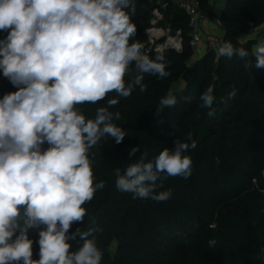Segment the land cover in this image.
<instances>
[{
    "label": "clouds",
    "instance_id": "1",
    "mask_svg": "<svg viewBox=\"0 0 264 264\" xmlns=\"http://www.w3.org/2000/svg\"><path fill=\"white\" fill-rule=\"evenodd\" d=\"M134 14L135 0H0V32L6 33L0 38V73L17 89L0 98V264H101L96 233L102 228L70 229L85 221V205L105 188L94 176L92 150L106 137L120 144L127 133L113 122L121 119L110 110L118 98L107 99L91 118L84 106L109 93H143L145 75H170L165 57L158 52L150 58L134 39ZM250 55L264 69V40L251 54L230 41L216 49L217 58ZM200 101L214 117V88ZM176 103L168 91L156 111ZM196 147L194 140L177 139L153 159L128 164L116 177L117 190L166 202L172 190L159 189L169 178L191 176L193 161L185 153ZM32 229L37 240L30 238Z\"/></svg>",
    "mask_w": 264,
    "mask_h": 264
},
{
    "label": "trees",
    "instance_id": "2",
    "mask_svg": "<svg viewBox=\"0 0 264 264\" xmlns=\"http://www.w3.org/2000/svg\"><path fill=\"white\" fill-rule=\"evenodd\" d=\"M207 9L210 21L223 27L222 43L230 41L251 54L259 42L248 36L264 25V0H225L220 13L211 9L213 0H198ZM165 8L159 25L169 26L183 40V51L169 49L163 56L168 62L165 78L145 75L146 90L136 88L128 98L109 93L104 101L84 106L89 118L107 99L118 98L111 108L121 119L113 122L127 135L120 144L106 137L92 150L96 181L105 188L96 192L85 205L87 215L76 227H100L97 245L103 251L101 264H261L264 250V69L255 67V57L217 58L215 47L194 64L190 46L189 16L169 0H135V40L146 39L155 9ZM6 33L0 32V38ZM264 40V31L262 32ZM221 43V44H222ZM143 50V49H142ZM155 58L156 52L145 53ZM251 58L250 66L248 60ZM128 80V77H125ZM184 82L175 92L177 103L157 113L162 96L174 84ZM214 88L216 115L209 118L201 108L200 96ZM235 90L233 98L228 92ZM0 73V98L16 91ZM192 97L190 101L185 97ZM189 137L191 139H189ZM191 143L193 161L189 178L172 177L159 191L171 189L166 202L133 199L117 190L115 180L125 167L142 157L153 159L174 140ZM44 147H47L45 144ZM129 152H135L131 157ZM38 239V230H30ZM118 247L114 255L110 247ZM75 247V243L73 242ZM39 245H33L38 259Z\"/></svg>",
    "mask_w": 264,
    "mask_h": 264
},
{
    "label": "built area",
    "instance_id": "3",
    "mask_svg": "<svg viewBox=\"0 0 264 264\" xmlns=\"http://www.w3.org/2000/svg\"><path fill=\"white\" fill-rule=\"evenodd\" d=\"M174 7H178L188 13L189 27L191 29L190 46L195 47L202 41L203 25L210 21L207 9H203L198 0H169ZM165 7L162 5L159 9L153 12V18L150 21V27L145 34L148 37V43L143 48L145 53L152 51L164 55L169 49H174L178 52L183 51V40L177 35H173L169 26H160V21L163 20L162 10ZM166 40V41H165ZM215 49L221 43L215 42ZM148 45V46H147ZM142 50V51H143Z\"/></svg>",
    "mask_w": 264,
    "mask_h": 264
},
{
    "label": "rangeland",
    "instance_id": "4",
    "mask_svg": "<svg viewBox=\"0 0 264 264\" xmlns=\"http://www.w3.org/2000/svg\"><path fill=\"white\" fill-rule=\"evenodd\" d=\"M225 6V0H217L216 3L211 4V9L213 10L214 13H220L223 8ZM213 23L214 25H217L216 29L213 31L214 33L210 36H206V34L203 32L202 34V41L194 47V51H193V56L188 60V64L192 65L194 64L198 59L202 58L204 56V52H206L205 50L209 49H213L215 47V42L218 41L219 43H222V38H223V27L221 26V24H218V22L215 21H209L208 22ZM147 30V29H146ZM146 30L144 31V34L146 32ZM264 31V25L258 29H256L255 31H253L248 38H254L258 41L262 40V32ZM146 36V34H145ZM135 39V37H134ZM166 41V40H165ZM148 43V37L146 36V39L143 41V45ZM144 45V47H145ZM148 46V45H147ZM185 86L184 82H179L177 84H174L171 88V91L173 93L175 92H180ZM261 139L264 140V136H261ZM118 247V241L115 239L110 247V253L111 255H114V253L116 252ZM261 264H264V250L263 253L261 255Z\"/></svg>",
    "mask_w": 264,
    "mask_h": 264
},
{
    "label": "crops",
    "instance_id": "5",
    "mask_svg": "<svg viewBox=\"0 0 264 264\" xmlns=\"http://www.w3.org/2000/svg\"><path fill=\"white\" fill-rule=\"evenodd\" d=\"M216 1L217 0H213L212 4L216 3ZM215 22H218V21H215ZM218 24H220V23L218 22ZM216 26L217 25H214L213 23H210V24L209 23H205L203 25V31L206 34V36L212 37L211 35L214 33L213 31L217 28ZM223 33H224V31H223ZM205 51L207 52V51H209V49H207ZM206 52H204V53H206Z\"/></svg>",
    "mask_w": 264,
    "mask_h": 264
}]
</instances>
